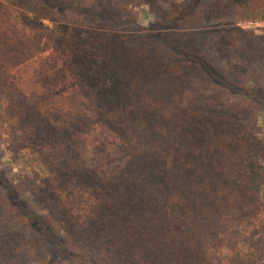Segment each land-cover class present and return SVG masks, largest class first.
<instances>
[{
  "label": "trees",
  "instance_id": "1",
  "mask_svg": "<svg viewBox=\"0 0 264 264\" xmlns=\"http://www.w3.org/2000/svg\"><path fill=\"white\" fill-rule=\"evenodd\" d=\"M249 1H172L148 33L124 32L131 15L115 0H19L64 33L28 32L0 5V162L5 142L49 173L0 165V264H264L251 61L233 63L226 39L164 33ZM48 51L30 84L16 81L14 67ZM70 89L84 112L53 113ZM96 126L108 135L89 151Z\"/></svg>",
  "mask_w": 264,
  "mask_h": 264
},
{
  "label": "rangeland",
  "instance_id": "2",
  "mask_svg": "<svg viewBox=\"0 0 264 264\" xmlns=\"http://www.w3.org/2000/svg\"><path fill=\"white\" fill-rule=\"evenodd\" d=\"M116 2L126 3L130 17V22L124 27L126 33H143L149 32L155 21L160 19L163 14L169 11V4L172 1L191 4L194 0H115ZM209 0H198L197 7ZM19 0H0V5L8 8L12 16L18 21L20 26H23L28 32H57L64 33L67 27L57 21H49L41 19L31 13L27 8L20 4ZM20 4V5H19ZM200 5V6H199ZM168 38L176 39L181 33L189 35L190 38L196 39L200 46L201 39L206 41L219 42L227 40L230 42L226 53L230 54V59L233 63L242 65L244 58L248 56L251 61L250 74L252 80L249 83L255 88V93L252 94V100L264 102V97L260 95V91L264 88V0H250L244 5H236L229 13L222 14L213 18L210 22L201 25L186 27L184 29H165ZM216 46H214V49ZM51 52H45L42 55L33 58L32 60L14 67V76L16 81H20L22 85H28L33 81L34 73L38 69L40 62L49 58ZM226 63V59H223ZM52 112H61L62 114L72 117L80 112H84V102L82 98L72 89L62 93L52 103H50ZM4 109V103L0 102V111ZM264 122V105L258 114V126L263 127ZM107 136L104 128L96 126L90 131L86 138V142L90 148L94 144V139L100 136ZM1 168L7 170L12 175H27L32 172L38 173L40 176H47L48 170L41 162L40 158L32 153L29 148H22L17 152L7 143L1 146ZM261 197L264 199V187L260 189ZM81 196V194H80ZM84 197L85 195L82 194ZM82 211L88 208L91 201L85 196ZM3 247V246H2ZM4 256L0 255V261H3ZM61 260V259H60ZM63 264H71V262L62 261ZM25 264H38V261L28 260Z\"/></svg>",
  "mask_w": 264,
  "mask_h": 264
}]
</instances>
